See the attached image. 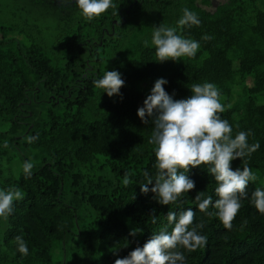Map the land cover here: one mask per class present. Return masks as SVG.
<instances>
[{"label":"trees","instance_id":"16d2710c","mask_svg":"<svg viewBox=\"0 0 264 264\" xmlns=\"http://www.w3.org/2000/svg\"><path fill=\"white\" fill-rule=\"evenodd\" d=\"M113 4L89 21L73 0L49 42L36 25L26 34L0 24V189L25 193L7 219L0 217V264H114L162 228L170 232L166 214L187 208L195 211L190 228L203 224L197 232L207 246L178 248L184 264H264V213L252 203V192L264 189V0H224L211 9L209 0ZM185 8L198 15L199 26H178ZM160 24L199 41L195 57L158 62L151 41ZM112 70L125 81L120 96L94 85ZM158 78L167 80L163 87L174 99L191 95L194 83L215 84L226 109L219 115L233 136L249 131L248 143L260 145L250 157L231 161L233 170L246 161L257 180L249 182L230 230L194 201L201 191L218 199L208 165L190 169L195 189L175 204L161 205L152 192L140 191L143 172L154 179L157 170L155 145L148 142L153 126L141 122L137 109ZM35 135L39 139L28 143ZM32 158L38 161L28 177L22 165ZM133 228L142 234L130 236ZM18 235L27 256L17 249Z\"/></svg>","mask_w":264,"mask_h":264},{"label":"clouds","instance_id":"9594fccd","mask_svg":"<svg viewBox=\"0 0 264 264\" xmlns=\"http://www.w3.org/2000/svg\"><path fill=\"white\" fill-rule=\"evenodd\" d=\"M76 6L87 20L98 17L109 8L115 7L113 0H75ZM198 15L189 9H183L178 26H199ZM205 41L211 36L202 37ZM152 44L158 62L167 60L177 61L182 57H195L200 48L199 41L185 38L177 34L175 27L159 25L153 28ZM147 41L145 44L147 45ZM167 80L158 78L150 90V94L143 101V106L137 109V116L144 124L151 120L152 134L149 143L155 145L156 163L155 178L147 171L143 172L146 182L139 185L140 191L154 194V199L161 205L177 203L184 193L195 189V181L187 173L191 168L208 165V173L214 177L217 187L215 194L218 199L213 202L211 196H204L198 192L194 198L199 211L209 216H217L226 229L232 228L235 219L242 207L241 200L248 196L249 182L257 180V175L245 161L243 167H231V161L250 157L260 145L258 142L249 144V131H239L233 136V129L229 122L219 115L226 109L220 102V92L217 86L210 82L194 83L189 95L184 99H174L165 91ZM125 84L118 71H105L102 78L94 81V85L103 89V93L112 97L120 96V89ZM28 143L39 139L38 135L26 137ZM7 147V143H5ZM34 164L26 161L23 172L26 176L32 175ZM183 170V171H181ZM154 185L149 188V185ZM132 183L126 174L123 184ZM25 193L16 187L0 189V217L7 219L14 210V202L24 198ZM252 203L255 208L264 213V189L256 188L252 192ZM214 207L216 213L209 212ZM152 216V223H156V215ZM195 211L192 208L177 212L169 211L166 214L168 224L174 225L169 232L162 228L158 234H153L143 244L130 251L127 256L118 258L114 264H184L185 256L178 248L189 252L207 246V237L197 232L203 224L196 227L193 224ZM143 229L133 228L129 235L136 237L142 234ZM18 251L23 255L29 254L28 247L22 236L14 238Z\"/></svg>","mask_w":264,"mask_h":264},{"label":"rangeland","instance_id":"374dc122","mask_svg":"<svg viewBox=\"0 0 264 264\" xmlns=\"http://www.w3.org/2000/svg\"><path fill=\"white\" fill-rule=\"evenodd\" d=\"M224 1V0H218ZM73 0H0V24L14 25L17 28H23L25 33L30 32L32 25L42 29L43 35L47 42L54 38L59 26V17L68 10H71ZM207 8H213L211 5ZM34 31V29L32 30ZM33 36L38 40L39 35L33 32ZM250 84V79L246 81ZM240 87L234 86L233 94L235 97L239 93ZM235 99V98H234ZM143 105V102H141ZM32 163H37L38 160L33 158L29 160ZM18 163V161H17ZM15 164V168L19 170V163ZM98 171H101L98 170ZM54 259L59 262L58 253Z\"/></svg>","mask_w":264,"mask_h":264},{"label":"flooded vegetation","instance_id":"af4514ba","mask_svg":"<svg viewBox=\"0 0 264 264\" xmlns=\"http://www.w3.org/2000/svg\"><path fill=\"white\" fill-rule=\"evenodd\" d=\"M209 2H210V5L212 7H215L217 5V3L221 2V1H218V0H209Z\"/></svg>","mask_w":264,"mask_h":264}]
</instances>
